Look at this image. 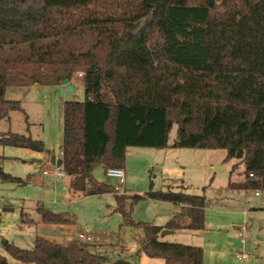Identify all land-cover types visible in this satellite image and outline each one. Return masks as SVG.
Returning <instances> with one entry per match:
<instances>
[{
    "label": "trees",
    "instance_id": "16d2710c",
    "mask_svg": "<svg viewBox=\"0 0 264 264\" xmlns=\"http://www.w3.org/2000/svg\"><path fill=\"white\" fill-rule=\"evenodd\" d=\"M81 73L84 99L63 102L62 166L69 188L112 193L124 226L140 228L138 254L165 264H203L200 247L162 241V230L204 229L203 196L149 192L179 211L163 227L134 223L142 197L119 194L93 177L123 170L127 148L224 150L243 166L238 187L264 191V0H0V121L19 111L5 89L60 86ZM0 145L36 149L13 133ZM252 175V176H250ZM0 182L23 184L0 168ZM42 223L74 216L42 205ZM88 243L36 238L32 250L5 244L0 264H103Z\"/></svg>",
    "mask_w": 264,
    "mask_h": 264
},
{
    "label": "rangeland",
    "instance_id": "374dc122",
    "mask_svg": "<svg viewBox=\"0 0 264 264\" xmlns=\"http://www.w3.org/2000/svg\"><path fill=\"white\" fill-rule=\"evenodd\" d=\"M81 73L70 83L74 100L84 99L78 82ZM59 86L32 85L5 89V99L20 103L0 121V133H13L39 143L36 149L0 145V168L23 184L0 182V256L9 263L13 259L4 241L20 249L32 250L36 238L67 244L81 242L78 233L94 236L88 250L103 257V264H165L138 254L143 235L140 228L120 227L122 215L116 210L112 193L84 196L69 190V177L56 179L43 175L52 171L53 156L59 158L62 147L63 97ZM176 125L171 128L167 147L163 149L127 148L123 161L124 184L107 177L96 167L95 180L118 189L119 194L140 196L131 207L134 223L163 227L178 212V206L146 197L149 192H183L203 196L204 229L174 230L160 239L200 247L203 264H264V191L244 190L243 166H233L235 159L225 160L224 150L173 148ZM257 193V195H256ZM37 205L54 213L74 216L72 225L45 224L36 212ZM241 234L245 242L240 244ZM245 253L237 260L235 253Z\"/></svg>",
    "mask_w": 264,
    "mask_h": 264
},
{
    "label": "built area",
    "instance_id": "2783aa9c",
    "mask_svg": "<svg viewBox=\"0 0 264 264\" xmlns=\"http://www.w3.org/2000/svg\"><path fill=\"white\" fill-rule=\"evenodd\" d=\"M61 157H62V152H60V158ZM105 173H106L107 177L116 179L120 185L124 184V172L122 169L109 168L105 171ZM43 174L44 175H53L56 178H61L64 176V172L61 170V167L60 168L55 167L54 170H52V171H46L45 170V171H43ZM250 176H252V175H250ZM115 190L118 191V189H115ZM256 195H257V193H256ZM239 237H240V240H239L240 244H244V242H245L244 237L241 234H239ZM77 239L83 243H91L94 240V236L89 235V234H84V233H78ZM235 258L237 260H246L248 258V256L245 253L241 252V253H235Z\"/></svg>",
    "mask_w": 264,
    "mask_h": 264
},
{
    "label": "water",
    "instance_id": "95a60500",
    "mask_svg": "<svg viewBox=\"0 0 264 264\" xmlns=\"http://www.w3.org/2000/svg\"><path fill=\"white\" fill-rule=\"evenodd\" d=\"M59 90V94L63 97L64 102H71L74 100L73 94L75 91L74 86L70 83V81L68 79H64L60 86L58 87ZM50 163L51 165L60 168L62 166V159L58 158L55 159L53 156L50 159ZM171 231L169 230H162L160 233V236L163 237L165 235L170 234ZM4 245L6 244V242L4 241L3 243ZM120 264H129L128 262H121Z\"/></svg>",
    "mask_w": 264,
    "mask_h": 264
},
{
    "label": "crops",
    "instance_id": "0c3cea01",
    "mask_svg": "<svg viewBox=\"0 0 264 264\" xmlns=\"http://www.w3.org/2000/svg\"><path fill=\"white\" fill-rule=\"evenodd\" d=\"M64 102V101H63ZM61 152V151H60ZM59 158H60V153H59ZM42 174H43V172H42ZM44 175V174H43ZM56 178V177H55ZM56 179H58V178H56ZM69 190H70V188H69ZM127 195V194H126ZM178 211H179V208H178ZM170 233H172V231L170 232Z\"/></svg>",
    "mask_w": 264,
    "mask_h": 264
}]
</instances>
